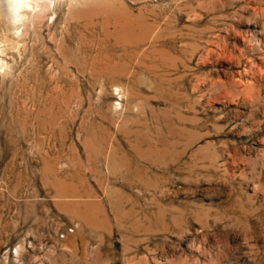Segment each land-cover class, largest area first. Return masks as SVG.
<instances>
[{"label": "rangeland", "instance_id": "374dc122", "mask_svg": "<svg viewBox=\"0 0 264 264\" xmlns=\"http://www.w3.org/2000/svg\"><path fill=\"white\" fill-rule=\"evenodd\" d=\"M50 4L0 0V264H264V0Z\"/></svg>", "mask_w": 264, "mask_h": 264}, {"label": "bare ground", "instance_id": "6f19581e", "mask_svg": "<svg viewBox=\"0 0 264 264\" xmlns=\"http://www.w3.org/2000/svg\"><path fill=\"white\" fill-rule=\"evenodd\" d=\"M42 1L43 0H2L3 5L7 8L8 14L17 23L23 22L27 19L29 14L37 11L39 7H41ZM56 1L57 0H50V6L55 4Z\"/></svg>", "mask_w": 264, "mask_h": 264}]
</instances>
